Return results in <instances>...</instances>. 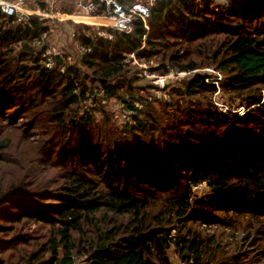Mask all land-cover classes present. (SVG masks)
<instances>
[{"label":"trees","instance_id":"1","mask_svg":"<svg viewBox=\"0 0 264 264\" xmlns=\"http://www.w3.org/2000/svg\"><path fill=\"white\" fill-rule=\"evenodd\" d=\"M229 1L155 0L148 29L134 17L110 40L82 26L89 33L75 40L90 50L63 73L44 68L31 46L48 20L23 27L0 9V116L28 115L26 128L0 136V264H171V244L183 261L228 264L211 255L201 225L246 217L250 232L264 231V0ZM131 53L155 61L153 74L191 75L156 98ZM207 66L222 71L223 92L255 106L219 113L212 76L196 71ZM94 89L142 108L122 127L105 110L96 123L100 107L79 105Z\"/></svg>","mask_w":264,"mask_h":264},{"label":"rangeland","instance_id":"2","mask_svg":"<svg viewBox=\"0 0 264 264\" xmlns=\"http://www.w3.org/2000/svg\"><path fill=\"white\" fill-rule=\"evenodd\" d=\"M24 1V7L26 9H32L36 10L37 8H41V3H44L46 6L45 9L50 10L54 13H59V14H72L73 11V0H23ZM218 1V0H216ZM222 2H225L222 0ZM220 5V4H219ZM224 7V5H220ZM86 23V22H85ZM82 22H79L78 24L75 23H70V24H62L60 22H56V25H52L50 22L51 31L49 32L51 40L56 41L64 50L65 52H72L74 51L75 48V38L71 37V32H78L82 33L85 32L84 29H82V26L89 27L91 31H93V27L85 24ZM69 29V30H67ZM89 33V32H85ZM34 50L37 49V46L35 42L31 44ZM130 58V56H128ZM133 59V58H132ZM131 59V60H132ZM127 61L128 64L133 65L136 63H133L132 61ZM139 64H145V67H141L137 65L139 69V75L142 77V82L145 84L151 83V81H156L159 79L160 75L159 74H154L156 78H152L151 76H148V74H144L143 69L147 72H149L148 67L149 66H156L157 63L155 61L150 62L149 64L147 62H139ZM196 71L200 73H206L208 75H211L214 77L216 73H220L221 77L223 78V73L222 71L218 70L214 66H207L203 68L196 69ZM192 71L186 72V71H175V70H170L169 73H167V76H179L182 77L181 81L184 78H187L188 76L191 75ZM210 77V78H212ZM180 81V82H181ZM178 82V83H180ZM176 83V84H178ZM155 84V83H154ZM156 85V84H155ZM175 85V84H174ZM158 86V85H157ZM264 91V90H263ZM153 92L154 96L159 99H164L166 97L164 92L161 91ZM167 98V97H166ZM210 100L212 101V104L214 108L221 114H233L231 112L236 113L239 116H244L246 112L251 109L253 106L248 107L245 105L241 100L236 97V96H231L230 94H226L223 92L220 88L213 93L210 96ZM216 101L221 102L223 105L232 107V111H228L226 113L220 112L216 105L214 104ZM86 101V100H85ZM119 101L112 100L111 104L107 106L108 109L113 110L111 113V120L108 118L109 122L113 124L114 126L117 127H122V123H125L119 119H115L113 117V114L117 113L121 117L122 115V108L119 106L120 104L118 103ZM243 106L245 108H243ZM80 108H82L80 106ZM77 104L72 105L70 113L71 115H76L79 112V109ZM158 108V104L153 105L151 108H148V110L151 112H155L156 109ZM103 109H98L93 111L92 116L94 118V121L96 123L102 122L106 118V113L104 112ZM110 113V112H109ZM156 113V112H155ZM9 113L6 112L5 116H0V136H5V135H13L15 133H18V130H23L26 128V122L28 121L26 114L20 115L18 118L15 119H10V116L8 115ZM113 121V122H112ZM10 125L13 128H18V130H13L11 127H8ZM41 129L39 126H35L32 130H30L28 136L30 139L37 140L40 139V134ZM54 159V158H53ZM45 162V160L43 161ZM41 167H43V163H41ZM42 169V168H41ZM206 189L205 184H200L196 187H193L194 192H202ZM235 217V216H234ZM239 219V218H238ZM250 220H246V217H243L239 219L238 223L235 225H226V224H219V225H201L200 230L203 232V235L206 237H209L212 240V245L210 246V253L211 255H215L216 257L224 258L226 260L225 263L228 264H264V231L261 233H257L255 231L250 232ZM174 233V230H172V234ZM263 239V240H262ZM213 249V250H211ZM168 255L170 258L171 264H178L179 261H182V258L180 256V253L177 252L176 246L171 244V247L168 251ZM74 259V264H80L81 259L79 257H73ZM208 260L207 258H205Z\"/></svg>","mask_w":264,"mask_h":264},{"label":"built area","instance_id":"3","mask_svg":"<svg viewBox=\"0 0 264 264\" xmlns=\"http://www.w3.org/2000/svg\"><path fill=\"white\" fill-rule=\"evenodd\" d=\"M73 13L71 14H62L66 15V17H62L59 13H54L50 10L37 8L36 10L26 9L24 7L23 0H0V9L7 15L13 16L15 21L14 23L17 25H22L23 27L30 26L31 21L36 18L46 19L48 20L49 31H45L39 35L35 39V44L37 46V51L39 56L41 57V63L44 68L51 70L57 69L60 73L65 72L67 66H78L79 60L81 56H83L86 52L90 50L87 46L80 43L79 41H75V48L72 52H65V50L56 42L51 40L49 32L52 30V25H56V22H60L62 24H70L79 22L85 23L82 20L75 19L77 15L89 17L93 19L91 23H85L93 27V32L96 36L102 37L105 39H112L113 34L112 30H120V31H128L130 29V25L132 19L134 17H138L144 24V27L148 29L147 20L150 17L151 6L155 0H132L130 4L123 5L120 0H73ZM214 0L215 3L228 6L230 4L229 0ZM49 21L52 23L50 25ZM69 30V29H67ZM71 37L75 38V32H71ZM130 59L133 63L141 67H145V64H139L134 57V53L129 55ZM144 74H148L152 78H156V76L152 73H147L144 69ZM167 75H163L159 77L158 80L153 81L158 88L155 91H159V89L163 88L162 80ZM221 78L220 73H216V75L212 78H207L206 83H213L216 85L217 90L218 80ZM156 92V93H157ZM126 102H118L120 107L122 108L121 117L117 115V113L113 114L115 119H120L123 122L129 121L130 117L136 113L137 110L142 108V102L139 100L133 101L130 103L128 100V96L124 97ZM86 100V101H85ZM112 100L105 98L104 89H94L91 93H86L84 98L79 99V105L82 107L81 112H86L92 110L93 107H100L107 112L112 113L113 110L108 109L107 106L111 104ZM217 109L226 113L228 111H232V107L223 105L221 102L216 101L214 103ZM243 108H245L243 106ZM178 264H192L190 261H179Z\"/></svg>","mask_w":264,"mask_h":264},{"label":"water","instance_id":"4","mask_svg":"<svg viewBox=\"0 0 264 264\" xmlns=\"http://www.w3.org/2000/svg\"><path fill=\"white\" fill-rule=\"evenodd\" d=\"M181 79L182 77H179V76H166L163 78L162 84L164 87H167V86L174 85L180 82Z\"/></svg>","mask_w":264,"mask_h":264},{"label":"bare ground","instance_id":"5","mask_svg":"<svg viewBox=\"0 0 264 264\" xmlns=\"http://www.w3.org/2000/svg\"><path fill=\"white\" fill-rule=\"evenodd\" d=\"M62 17H66V15H62ZM82 17H85V16H82ZM86 21L88 23H91L93 21V19L89 18V17H85Z\"/></svg>","mask_w":264,"mask_h":264}]
</instances>
